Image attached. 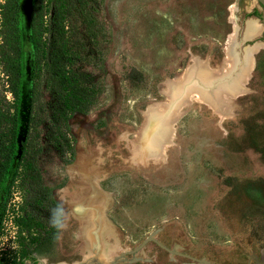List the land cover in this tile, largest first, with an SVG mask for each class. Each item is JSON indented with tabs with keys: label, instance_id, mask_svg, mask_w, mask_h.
Wrapping results in <instances>:
<instances>
[{
	"label": "rangeland",
	"instance_id": "rangeland-1",
	"mask_svg": "<svg viewBox=\"0 0 264 264\" xmlns=\"http://www.w3.org/2000/svg\"><path fill=\"white\" fill-rule=\"evenodd\" d=\"M32 4L21 2L23 125ZM261 11L255 0H102L110 31L103 90L87 115L68 122L75 160L63 166L49 148L39 158L61 213L35 264H264ZM251 21L257 32L248 37ZM235 77L243 83L233 94ZM1 95L11 103L0 72ZM20 201L14 186L8 211ZM15 235L5 220V258ZM149 237L196 261L150 241L137 251Z\"/></svg>",
	"mask_w": 264,
	"mask_h": 264
},
{
	"label": "trees",
	"instance_id": "trees-1",
	"mask_svg": "<svg viewBox=\"0 0 264 264\" xmlns=\"http://www.w3.org/2000/svg\"><path fill=\"white\" fill-rule=\"evenodd\" d=\"M101 8L102 0H33L29 109L15 161L21 124V0L0 4V72L12 98L8 103L0 96V238L5 220L16 229L13 257L0 254V264H35L34 251L56 239L60 207L53 189L42 182L39 158L49 148L63 166L75 160L77 143L68 122L74 115H87L103 90L110 31L100 19ZM14 186L21 201L8 211Z\"/></svg>",
	"mask_w": 264,
	"mask_h": 264
},
{
	"label": "water",
	"instance_id": "water-1",
	"mask_svg": "<svg viewBox=\"0 0 264 264\" xmlns=\"http://www.w3.org/2000/svg\"><path fill=\"white\" fill-rule=\"evenodd\" d=\"M21 2H22V0H21ZM255 2L258 4V5H260L261 6V8H262V12H261V15H260V25H261V27H262V29H263V31H264V0H255ZM31 14H32V6H31V8H30V10H29V16H30V19H29V21H28V26H29V30H30V21H31ZM21 15H22V5H21ZM21 15H20V17H21ZM21 30H22V18H21ZM21 38H22V34H21ZM27 68H28V71H29V90H30V64H29V66H27ZM22 86H23V68H22V72H21V97H20V103H19V112H20V107H21V102H22V96H23V93H22ZM29 92L27 93V97H26V102H28V109H29ZM18 112V113H19ZM27 117H28V113H27ZM26 123H27V119H26ZM24 126V128L23 129H21L22 127ZM20 131H22V139L21 140H23L24 139V135H25V131H26V125H23L22 123L20 124V128H19V130H18V133L20 132ZM16 141H17V146H18V150H17V155H16V157H15V161L18 159V157H19V155H20V141H18L17 139H16ZM75 158V157H74ZM15 161H14V163L11 165V168H10V170L8 171V173H7V175H6V181L8 180V178L10 177V175H11V173H12V171H13V169H14V167H15ZM153 242L156 246H158L159 248H161L162 250H164L165 252H167V253H169V254H172V255H175V256H179V257H183V258H187V259H191V260H194L193 258H191V257H189V256H187V255H184V254H181V253H178L177 251H172V250H170V249H167L166 247H164L162 244H160L158 241H156V240H154V239H152V238H146V239H144L140 244H139V246L137 247V251L138 250H140V249H142L143 247H144V245L147 243V242ZM194 261H196V260H194ZM197 262H199L200 263V261H197ZM39 263L40 264H42L40 261H39Z\"/></svg>",
	"mask_w": 264,
	"mask_h": 264
},
{
	"label": "crops",
	"instance_id": "crops-1",
	"mask_svg": "<svg viewBox=\"0 0 264 264\" xmlns=\"http://www.w3.org/2000/svg\"><path fill=\"white\" fill-rule=\"evenodd\" d=\"M248 26L244 34L246 36H253L257 32V27L255 26L254 22L251 21L249 24L248 22L246 23L245 27ZM225 72V71H224ZM243 82H240L237 77L231 80V82L227 85L230 89H236L238 86L242 85ZM215 103V102H214Z\"/></svg>",
	"mask_w": 264,
	"mask_h": 264
},
{
	"label": "bare ground",
	"instance_id": "bare-ground-1",
	"mask_svg": "<svg viewBox=\"0 0 264 264\" xmlns=\"http://www.w3.org/2000/svg\"><path fill=\"white\" fill-rule=\"evenodd\" d=\"M227 48V47H226ZM252 68H253V61L251 60L250 61V63H249V71H251L252 70ZM239 86L236 88V89H233L232 91H231V93H235V92H237V91H239Z\"/></svg>",
	"mask_w": 264,
	"mask_h": 264
},
{
	"label": "flooded vegetation",
	"instance_id": "flooded-vegetation-1",
	"mask_svg": "<svg viewBox=\"0 0 264 264\" xmlns=\"http://www.w3.org/2000/svg\"><path fill=\"white\" fill-rule=\"evenodd\" d=\"M259 6H260V5H259ZM260 7H261V6H260ZM261 9H262V8H261ZM254 12H255V11H254ZM261 12H262V11H261ZM260 15H261V13L257 16V17H258L257 19H258L259 23H260V19H259V18H260ZM259 25H260V24H259ZM260 26H261V25H260ZM261 32L264 33L263 29L261 30ZM248 45H249V46L254 45V42H250Z\"/></svg>",
	"mask_w": 264,
	"mask_h": 264
}]
</instances>
